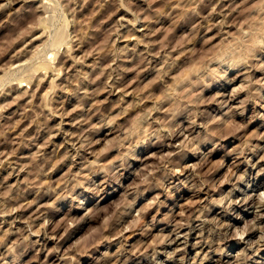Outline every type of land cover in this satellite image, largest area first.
<instances>
[{"label":"rangeland","instance_id":"obj_1","mask_svg":"<svg viewBox=\"0 0 264 264\" xmlns=\"http://www.w3.org/2000/svg\"><path fill=\"white\" fill-rule=\"evenodd\" d=\"M220 253L264 264V0H0V264Z\"/></svg>","mask_w":264,"mask_h":264},{"label":"bare ground","instance_id":"obj_2","mask_svg":"<svg viewBox=\"0 0 264 264\" xmlns=\"http://www.w3.org/2000/svg\"><path fill=\"white\" fill-rule=\"evenodd\" d=\"M44 7V6H43ZM46 7H47V5H46ZM45 8V7H44ZM49 9V8H48ZM45 10H47V9H45ZM44 12V11H43ZM237 62V61H236ZM234 63H235V61H234ZM238 64V63H237ZM234 65V64H233ZM236 65V64H235ZM37 68V67H36ZM232 69H234V68H232ZM231 69V70H232ZM32 71V70H31ZM226 73V72H225ZM41 75V74H40ZM30 76V75H29ZM38 76V75H37ZM36 76V77H37ZM6 77V76H5ZM33 77V76H32ZM31 76H30V78H32ZM39 77V76H38ZM56 77V76H55ZM33 80V79H32ZM19 83H20V85H25V83H24V80H22L21 82L19 81ZM54 83V82H53ZM20 85H19V87H20ZM54 85V84H53ZM54 87H55V85H54ZM3 88V87H2ZM28 88V87H27ZM221 88V87H220ZM173 133V132H172ZM174 136V135H173ZM170 137V136H169ZM152 147H153V145H151ZM177 171V170H176ZM175 172V171H174ZM172 174H174V173H172ZM169 175V174H168ZM170 176V175H169ZM191 188V187H190ZM243 200H245V199H243ZM247 200V199H246ZM222 201V200H221ZM234 202V201H233ZM221 203V202H220ZM217 204V203H216ZM237 204V203H236ZM219 205H221V204H219ZM228 210H230V209H228ZM209 212V211H208ZM181 228H183V227H181ZM180 228V229H181ZM179 230V229H178ZM192 230V229H191ZM146 235V234H145ZM175 239V238H174ZM173 240V239H172ZM173 242H174V240H173ZM231 246V245H230ZM232 247V246H231ZM230 247V248H231ZM220 251V250H219ZM221 252H222V250H221ZM221 254V253H220ZM210 258V257H209ZM208 258V259H209ZM225 259H226V257H224L223 256V254H221V255H219V257H218V260L216 261L217 263H219V264H224V263H226V264H234V263H232V260L230 261H225ZM238 259V258H237ZM213 260V259H212ZM239 260V259H238ZM236 261V260H235ZM194 264H196L195 262H193ZM239 263V262H238Z\"/></svg>","mask_w":264,"mask_h":264}]
</instances>
